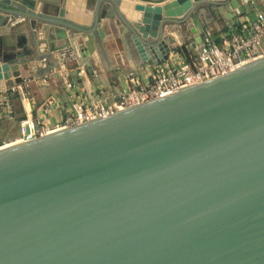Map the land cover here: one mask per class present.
Segmentation results:
<instances>
[{"label": "water", "instance_id": "95a60500", "mask_svg": "<svg viewBox=\"0 0 264 264\" xmlns=\"http://www.w3.org/2000/svg\"><path fill=\"white\" fill-rule=\"evenodd\" d=\"M254 4L0 0V107L10 94L24 97L12 89L26 71L66 85L73 68L84 80L102 60L108 26L120 53L130 58L132 48L150 69L184 45V25L197 48L215 20L232 31ZM0 264H264V56L0 144Z\"/></svg>", "mask_w": 264, "mask_h": 264}, {"label": "built area", "instance_id": "2783aa9c", "mask_svg": "<svg viewBox=\"0 0 264 264\" xmlns=\"http://www.w3.org/2000/svg\"><path fill=\"white\" fill-rule=\"evenodd\" d=\"M253 10L256 11L254 18L249 19L247 15L241 17L237 24L239 27H235L230 34L222 33L220 41L214 38L211 28H205L202 43L196 49L195 62H189L179 50H175L163 63L148 69L145 76L132 71L125 77L122 87L112 91L99 88L74 100L66 110L65 118L58 123L49 124L38 120L34 115L35 99L26 91L28 82L17 85L12 90L24 92L22 99L26 115L20 121V136L16 140L34 139L52 129L89 121L121 108L174 93L182 86L226 74L245 62L264 56V0H255ZM61 55L66 62L76 60L70 49L63 50ZM74 68L84 73L81 66ZM7 101L5 105L10 106ZM27 101L30 105L26 104Z\"/></svg>", "mask_w": 264, "mask_h": 264}, {"label": "crops", "instance_id": "0c3cea01", "mask_svg": "<svg viewBox=\"0 0 264 264\" xmlns=\"http://www.w3.org/2000/svg\"><path fill=\"white\" fill-rule=\"evenodd\" d=\"M205 13L208 15L206 10ZM85 14L90 15L91 13L86 12ZM218 22L220 21L215 20L213 23V31L222 32L224 28H228L227 26H223L221 22L218 24ZM107 29L109 30V39L106 41L104 50L100 53L102 60H94L92 62L93 71L87 70L84 80L79 79L75 81L76 74H73V68L69 69L71 83L66 85L64 78H52L49 76L46 82H44L34 78L33 70L25 72L26 81L29 84V94L35 99L34 115L38 120L42 122L46 121L49 124L61 122L66 116V110L71 106L72 101L69 96L71 87L81 97H85L88 93L96 92L99 88L112 91L118 87H122L125 84V77L132 71L138 73L140 76H145L149 70L153 69V66H150L149 70L146 69L148 65L138 60V56L134 54L132 48H130V58L122 55L117 41L118 31L114 32L110 26ZM71 63L75 65L76 62ZM42 68V72L48 77L46 62L42 63ZM7 102L10 106L5 105L4 109L2 106L0 107V110L5 114L2 117L0 113V134H4V143L15 141L20 136V121L22 119L18 120L17 115H14V111L17 109V105H21L25 109V102L18 95H14L12 100L8 98Z\"/></svg>", "mask_w": 264, "mask_h": 264}, {"label": "trees", "instance_id": "16d2710c", "mask_svg": "<svg viewBox=\"0 0 264 264\" xmlns=\"http://www.w3.org/2000/svg\"><path fill=\"white\" fill-rule=\"evenodd\" d=\"M236 27H239L238 25ZM231 30L228 28H224L222 32L215 31L213 32L214 38L217 41L221 40L222 33H228L230 34ZM179 51L183 54V56L189 61V62H195L197 58V50L195 48L189 47L187 44L179 48ZM13 93V92H12ZM15 93V92H14ZM15 94H10L9 98L12 100L14 98ZM69 96L71 97V101L73 102L76 99H79L81 96L78 94V92L74 91V88H72L71 91H69ZM71 102V104H72ZM11 104V102H10ZM19 107V108H18ZM16 110L14 111V115H17V119H23L26 115L25 109L23 106H16Z\"/></svg>", "mask_w": 264, "mask_h": 264}, {"label": "rangeland", "instance_id": "374dc122", "mask_svg": "<svg viewBox=\"0 0 264 264\" xmlns=\"http://www.w3.org/2000/svg\"><path fill=\"white\" fill-rule=\"evenodd\" d=\"M255 13H256V11L255 10H253L252 12H250V13H248V18L249 19H252V18H254V16H255ZM220 22H218V24H219ZM215 32V31H214ZM189 35H190V30H189V28L187 27V25H184L183 27H182V29L180 30V33H179V35H177L178 37H177V40H179L180 42H184V45L185 44H187L188 46H189V44L187 43V41H188V39H190L189 38ZM183 45V46H184ZM182 47V46H181ZM190 47V46H189ZM195 49H197V48H195ZM17 106H19V105H17ZM19 108V107H18ZM3 116H5V114H3L2 115V117ZM4 129H6V127H4ZM5 138H4V134H0V142H3V141H5L4 140Z\"/></svg>", "mask_w": 264, "mask_h": 264}, {"label": "bare ground", "instance_id": "6f19581e", "mask_svg": "<svg viewBox=\"0 0 264 264\" xmlns=\"http://www.w3.org/2000/svg\"><path fill=\"white\" fill-rule=\"evenodd\" d=\"M10 145H12V144H10ZM10 145H7V146H10ZM7 146H6V147H7Z\"/></svg>", "mask_w": 264, "mask_h": 264}]
</instances>
